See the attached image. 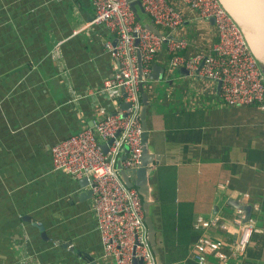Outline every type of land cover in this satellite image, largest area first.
I'll return each instance as SVG.
<instances>
[{"label":"crops","instance_id":"0c3cea01","mask_svg":"<svg viewBox=\"0 0 264 264\" xmlns=\"http://www.w3.org/2000/svg\"><path fill=\"white\" fill-rule=\"evenodd\" d=\"M169 1L187 17L176 36L188 47L179 53L209 49L214 25ZM92 15L90 0H0V264H111L102 258L90 182L53 170L50 152L91 128L101 107L111 110L99 89L117 68L104 46L113 35L92 24ZM171 55L162 48L139 85L140 98L144 91L150 101L148 140L159 160L149 165L152 215L161 197L173 230L168 243L183 247L169 264H196L190 251L202 235L239 236L230 221L239 209L233 199L258 205L251 213L258 231L233 264H264V100L226 104L215 82L169 69ZM197 216L225 220L228 230L195 228Z\"/></svg>","mask_w":264,"mask_h":264},{"label":"built area","instance_id":"2783aa9c","mask_svg":"<svg viewBox=\"0 0 264 264\" xmlns=\"http://www.w3.org/2000/svg\"><path fill=\"white\" fill-rule=\"evenodd\" d=\"M157 35L138 21L127 0H90L92 24H103L113 35L104 46L117 63L115 73L104 79L99 92L111 110L99 109L100 117L91 128L55 142L51 148L52 168L73 177L91 181L92 210L102 243V258L111 264H156L144 223L142 202L133 187L121 179L116 162L131 171L140 164L142 128L140 82L149 73L157 53L166 48L172 53L168 68L182 66L189 72L219 84V96L229 105L261 104L264 100V74L242 27L223 6L221 0H177L200 20L213 18L217 41L209 49L189 56L179 52L188 47L184 37L176 36L187 17L169 0H139ZM195 12V13H194ZM137 41V44H135ZM138 49L141 69L137 65ZM58 54V46L54 47ZM202 65L200 66V63ZM122 89V90H121ZM127 103L122 108V103ZM112 139L104 152L102 144ZM127 145V152H123ZM124 154V158L120 157ZM244 196H248L244 194ZM252 208L258 210V205ZM241 209L230 218L239 228V236L213 240L200 236L190 255L196 264H233L241 257L251 236L258 231L254 219L243 221ZM195 228L216 226L227 231L228 225L217 218L197 216ZM180 264V263H172Z\"/></svg>","mask_w":264,"mask_h":264},{"label":"water","instance_id":"95a60500","mask_svg":"<svg viewBox=\"0 0 264 264\" xmlns=\"http://www.w3.org/2000/svg\"><path fill=\"white\" fill-rule=\"evenodd\" d=\"M129 2V5L132 9V11L135 14V17L138 21H141L144 25L145 28L148 30L152 31L153 33L157 35H161V32L159 29L150 21L147 19V14L143 10L140 1L139 0H127ZM231 15V14H230ZM146 16V17H145ZM232 16V15H231ZM207 20L213 24V18H207ZM235 20V19H234ZM236 21V20H235ZM237 22V21H236ZM238 23V22H237ZM239 24V23H238ZM240 25V24H239ZM135 44H137V41H135ZM136 54H137V65L139 68V71L141 69V56L136 49ZM202 65V62L200 63V66ZM262 69V68H261ZM263 74L264 70L262 69ZM163 72V69H162ZM156 78V77H155ZM153 77V79H155ZM219 88V84H217ZM122 90V89H121ZM150 101L148 100V96L144 91L141 93V108H140V122H141V128H142V154L140 158V164L139 166L131 171L124 170L123 168L120 167V161L118 160L116 162V166L119 169V174L121 176L122 181L127 187H133L136 189L138 192V195L141 199L142 202V210L144 213V223L147 227L148 234H147V239L150 245V248L152 250L154 259L156 264H164L160 254L158 252V247L156 243V229L154 226V223L152 221L151 215H152V210L153 206L157 205V202H154L151 200V194H150V186H149V180L152 176V169L151 166H149L152 163V158H155L156 164L159 163V160H157L158 156H156L154 153H152V147L149 146V131H148V126H147V121H146V111L148 108ZM128 106L127 103H122L121 107L126 108ZM112 139H109L106 143L102 144L103 151H107L108 145L111 143ZM123 152H127V145H123ZM152 155V157H151ZM124 158V154L120 157V159ZM155 171V170H154ZM84 181H89L91 184L90 179L87 177L82 178ZM91 192V191H90ZM92 194V193H91ZM232 204L241 209L244 214L243 221H248L251 218V213H252V205H244L238 202L237 200L233 199Z\"/></svg>","mask_w":264,"mask_h":264},{"label":"bare ground","instance_id":"6f19581e","mask_svg":"<svg viewBox=\"0 0 264 264\" xmlns=\"http://www.w3.org/2000/svg\"><path fill=\"white\" fill-rule=\"evenodd\" d=\"M223 6L242 27L250 47L264 60V0H221Z\"/></svg>","mask_w":264,"mask_h":264},{"label":"trees","instance_id":"16d2710c","mask_svg":"<svg viewBox=\"0 0 264 264\" xmlns=\"http://www.w3.org/2000/svg\"><path fill=\"white\" fill-rule=\"evenodd\" d=\"M159 201H160V207L158 209V213L156 214L155 212H153L154 214L151 215L152 221L154 223L155 228L158 230L159 228L161 229V234L156 235V243H157V247L160 249V247H162L161 249L164 250V254L162 256L163 262L164 264H169L171 262L174 261V259H178L179 256H181V254L178 255L179 252L183 251V247L180 246L179 244H176L175 246L173 244H169L168 241L171 240L172 238V234L171 232L173 230H171L169 227H167L165 225V222L163 220V206L161 207V201H162V205L164 203L165 200H161V197H159ZM157 217H160V220L157 221ZM220 222L222 221L223 223H226L227 221L225 220H219ZM231 221V220H230ZM191 223V222H190ZM185 225H188L185 222ZM192 225V223H191ZM211 227H215L218 228L216 226H211ZM200 229V228H199ZM199 229H196L195 231L197 232ZM219 229V228H218ZM189 233H191L192 231H194L192 229V227H190L188 229Z\"/></svg>","mask_w":264,"mask_h":264},{"label":"rangeland","instance_id":"374dc122","mask_svg":"<svg viewBox=\"0 0 264 264\" xmlns=\"http://www.w3.org/2000/svg\"><path fill=\"white\" fill-rule=\"evenodd\" d=\"M259 63H260L261 68L264 70V60L262 61L259 60Z\"/></svg>","mask_w":264,"mask_h":264}]
</instances>
